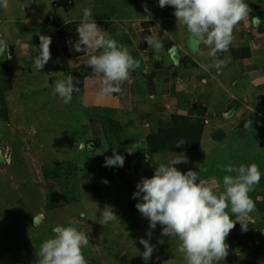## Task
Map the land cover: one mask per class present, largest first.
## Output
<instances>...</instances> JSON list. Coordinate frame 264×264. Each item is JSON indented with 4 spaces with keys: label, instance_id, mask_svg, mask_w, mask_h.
I'll use <instances>...</instances> for the list:
<instances>
[{
    "label": "rangeland",
    "instance_id": "1",
    "mask_svg": "<svg viewBox=\"0 0 264 264\" xmlns=\"http://www.w3.org/2000/svg\"><path fill=\"white\" fill-rule=\"evenodd\" d=\"M48 1L30 0L29 5L37 9V5ZM139 4H146L155 17L165 18L174 13L170 6L161 9L158 0H140ZM49 7H54L53 2ZM21 9L20 0H9V7H0V14L14 15ZM7 54L0 55V96L2 111L7 116L4 120L0 118V150L10 155V163L0 160V264H38L42 242L53 237L55 226H68L70 222L90 237L88 247L83 249L88 264H146L139 240L148 239L144 234L149 231V224L143 226L146 231L140 234L138 226L144 218L135 207L140 201L132 198L135 192L132 187L136 189L138 181L123 182L126 180L124 174L131 170L127 157L131 154L127 151L133 150L131 145L135 143L122 138L127 134L126 122L125 125L118 123V127L114 124V129L106 125L102 138L88 136L89 119L82 116L74 101L64 104L52 94L53 85L43 91H36L30 85L27 87L30 92L22 89L26 77H18L21 73H16L13 60L8 59ZM32 82L41 85V74L37 73ZM242 85L237 89V111L232 110L229 115L230 108L222 107L217 114L221 122L216 120L215 139L210 145L204 144L203 164L195 171L200 177L215 172L221 182L225 175H235L223 171L222 166L255 163L261 172V180L249 197L257 204L264 200V106H261L264 98L246 83ZM40 98L45 100L41 105ZM249 120L252 125L246 128ZM113 137H121L115 146L110 144ZM118 146H124L119 155L125 157V164L119 169H110L106 177L114 185L109 183L108 189L103 186L100 190L97 188L100 183L96 178V160L101 151H111L112 155ZM143 146L138 145L144 151L138 157L147 160L150 152ZM115 151L118 154L119 151ZM161 154L160 161L156 158L153 162L149 156L148 166L153 171L156 165L175 158L174 153ZM183 154L187 159L192 156L191 153ZM189 165L175 167L186 173ZM217 191H223V185L218 186ZM95 193L101 202L105 197L107 204L94 205ZM106 206L114 209L120 221L102 223L100 212ZM228 214L235 216L230 209ZM153 231L149 242L157 250L147 264H186L183 254L178 251L180 241L162 236L160 226ZM259 231L264 236L262 230ZM258 240L252 245L263 246L264 243ZM228 246L229 254L220 264H236L237 248ZM256 253L261 261L254 258L253 263L264 264L262 251Z\"/></svg>",
    "mask_w": 264,
    "mask_h": 264
},
{
    "label": "crops",
    "instance_id": "2",
    "mask_svg": "<svg viewBox=\"0 0 264 264\" xmlns=\"http://www.w3.org/2000/svg\"><path fill=\"white\" fill-rule=\"evenodd\" d=\"M23 2L24 0H20V3ZM51 2L54 5L52 9L49 7ZM245 2L249 4L252 12L248 21L241 22L234 30L229 52L218 57L226 63V67L219 72L214 67L217 58L208 56L205 46H201L205 55L192 53L187 43L189 34L185 26L177 23L174 14L171 13L172 17L165 18L151 15L148 19L144 6L139 4L140 0H61L59 4L57 0H49L37 5V9L32 8L30 4L26 7L27 11L21 9L14 15L0 14V34L10 48L7 58L13 60L16 73H21L18 77H26L25 81L22 80V89L30 92L32 86L36 91H43L54 85L55 81L66 79L68 73L79 79V91L74 92L72 100L82 116L89 119L88 136L92 138L103 137V122L107 120L124 125L126 122L127 134L122 138L139 146L145 145L143 147L147 149L148 136L161 130L181 127L184 124L182 118L194 120L202 112L205 126L196 150H162L148 154L154 162L156 158L160 161L161 153H191L187 170L195 171L203 164L201 160L204 144H212L217 131L214 126L221 122L217 114L222 107L230 108L229 115L232 110L237 111V89L246 83L264 98V0ZM85 8L92 10L93 19L101 29L109 32L110 39L126 46L132 57L140 62V67L131 73L133 82L122 86L123 95L100 94L103 77L94 74L87 65V60L92 55H99L101 50L87 49L76 52L68 43L70 40L74 44L79 39L76 28L82 21ZM252 17L259 20L254 21ZM150 33H158L161 37L164 48L160 53L154 52L144 40ZM40 35L50 36L52 43L51 60L38 72L33 65L35 58L40 54ZM37 73L43 78L41 85L32 82ZM47 81H50V84ZM51 88L53 89V86ZM44 102L43 98L39 99V105ZM175 118L176 122L173 120ZM214 120L218 122L215 123ZM119 139L121 137L112 138L110 144L115 146ZM121 147L124 146L115 148L119 151L118 154L124 150ZM110 152L101 151L96 160V178L100 183L97 188L100 190L103 186L109 188L108 185L112 182L106 176L109 175L110 169H116L104 166L105 158L113 155ZM148 159L141 164H131L133 160L130 162L131 170L124 174V184L129 179L139 182L142 177L151 178L154 175L152 167L148 166ZM171 159L173 158H168V161ZM215 176V172H210L202 177L199 175V179L210 181ZM217 177L215 178L219 182ZM104 180L109 183H103ZM221 185L222 181L219 182V186ZM132 189L133 192L136 191L134 187ZM254 204L256 210L250 214L247 233L253 235L254 231L262 230L264 234V211L260 209L264 200ZM231 218L236 220V216ZM145 224L148 225L149 221L144 218L138 226L140 234L145 233ZM245 233L237 223L226 238V243L237 248L236 264H255L252 260L258 257L256 251H262L261 255H264V245L255 247L252 243L246 244L243 242ZM252 239L258 240V236L253 235ZM261 242L264 243V239ZM257 259L258 262L261 261L260 258ZM262 260L264 262V258Z\"/></svg>",
    "mask_w": 264,
    "mask_h": 264
},
{
    "label": "clouds",
    "instance_id": "3",
    "mask_svg": "<svg viewBox=\"0 0 264 264\" xmlns=\"http://www.w3.org/2000/svg\"><path fill=\"white\" fill-rule=\"evenodd\" d=\"M29 3L30 0H24L21 6L25 9ZM158 4L161 9L166 6L174 9L177 23L185 26L189 34V49L203 56L205 52L201 46H205L207 55L217 58L214 67L218 72L226 67L225 61L218 57L229 52L234 30L241 22H247L252 12L245 0H158ZM0 7L8 8L9 0H0ZM144 11L148 14L146 18L150 19L152 14L146 4ZM252 19L259 20L255 17ZM76 32L79 39L74 44L68 41L74 51L101 50L99 55H92L87 60L94 74L103 77L100 94L123 95L122 86L133 82L131 73L140 67V62L132 57L126 46L109 38V32L101 29L93 19L90 8L83 10V18ZM39 40L40 54L33 66L41 72L51 60L52 39L40 35ZM144 40L156 53L164 48L158 33H150ZM6 52L9 55V45L0 38V55ZM79 83V79L72 75L57 80L53 85V95L58 96L64 104H69L74 92L79 91ZM251 125L252 121L249 120L245 127ZM186 143L182 138L175 147L182 148ZM136 148L138 144L133 143L131 149ZM133 150H128V154H132ZM174 156L166 164L155 167L151 178L142 177L132 196L140 201L135 207L141 217L149 221V231L146 232L148 239L139 240L144 248L142 258L147 264L157 250L149 241L152 230L159 225L162 236L180 241L178 251L183 254L186 264H220L229 254L226 238L236 224H240L242 232L248 231L250 214L256 210L249 193L261 180L259 167L255 163L222 166L223 171L235 175H225L222 179L223 191H217L219 182L215 177L205 181L199 179L196 171L182 173L175 165L188 164L189 161L183 153H174ZM124 164L125 157L113 149V155L105 158L104 166L123 167ZM103 183L109 182L104 180ZM229 209L236 216L235 221L228 214ZM100 214L103 224L120 221L110 206H106ZM73 224L70 222L68 226L57 225L53 228V237L43 241L40 246L38 264H88L83 249L88 247L90 237Z\"/></svg>",
    "mask_w": 264,
    "mask_h": 264
},
{
    "label": "trees",
    "instance_id": "4",
    "mask_svg": "<svg viewBox=\"0 0 264 264\" xmlns=\"http://www.w3.org/2000/svg\"><path fill=\"white\" fill-rule=\"evenodd\" d=\"M32 66V65H31ZM32 69V67H31ZM28 70V68H27ZM71 73H68V75H70ZM2 97L0 96V118L2 120L6 119V114H4V112L2 111ZM184 124L181 127H173L170 129H166V130H161L156 134L150 135L146 138V146H147V151L149 150L150 153H154L157 151H162V150H171V151H182V150H187V151H193L196 150L201 142V137L203 134V126H205V118L203 117V113L200 112L199 116L196 117L194 120H191L189 118H182ZM174 122L177 121V118L173 119ZM114 124H116V126L118 127V123L114 122V121H105V123L103 122V127L105 129V126L107 125L109 128L114 129L112 126H114ZM110 129V130H112ZM104 132V131H103ZM104 134V133H103ZM114 139H116L115 137H113ZM184 139L187 143L182 147V148H177L175 147V144L181 140ZM84 146H88L86 144H84ZM144 153V151L142 149H138L135 150L131 155L127 156L128 160L132 163H144V158L141 157L139 158L138 155ZM142 155V154H141ZM145 155V154H144ZM99 190V189H98ZM97 189L95 191H98ZM104 192V191H103ZM93 202H99L102 204H107V200L104 197L103 201L101 202L100 199L96 196V193L93 195ZM263 203V202H262ZM261 211H264V204L263 206L260 207ZM259 236L260 241H262V239H264V236L260 235V231L257 230L255 231V233L253 235ZM253 235H250V233L246 232L244 234L245 238L244 241L246 244L253 243L254 240H252L250 238V236L252 237Z\"/></svg>",
    "mask_w": 264,
    "mask_h": 264
},
{
    "label": "built area",
    "instance_id": "5",
    "mask_svg": "<svg viewBox=\"0 0 264 264\" xmlns=\"http://www.w3.org/2000/svg\"><path fill=\"white\" fill-rule=\"evenodd\" d=\"M8 153H6V151L4 152L0 150V160L2 162L10 163V155H8Z\"/></svg>",
    "mask_w": 264,
    "mask_h": 264
}]
</instances>
